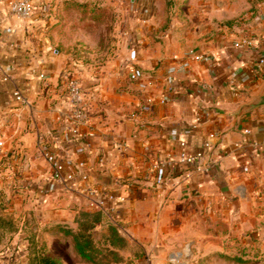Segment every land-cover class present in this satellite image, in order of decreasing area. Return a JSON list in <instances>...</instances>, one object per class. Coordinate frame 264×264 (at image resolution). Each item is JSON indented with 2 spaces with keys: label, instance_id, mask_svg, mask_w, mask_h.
Listing matches in <instances>:
<instances>
[{
  "label": "crops",
  "instance_id": "1",
  "mask_svg": "<svg viewBox=\"0 0 264 264\" xmlns=\"http://www.w3.org/2000/svg\"><path fill=\"white\" fill-rule=\"evenodd\" d=\"M8 1L0 0V64L10 77L5 83L0 75V138L4 144L0 155L1 193L11 192L17 194L16 199H28L27 206L30 203L49 226L70 225L76 229L75 219L80 211L96 212L87 197L75 188L66 192L62 184H57L50 194L42 193L51 177L47 148L56 135V119L67 121L70 107L65 97L66 84L74 76L80 80L87 98L91 122L85 130L96 134L92 142L81 144L87 153L86 171L110 174L113 188L120 178L127 179L128 169L132 179H137L136 200L117 201L114 211L104 215L99 226L104 225L106 231L111 224L119 228L134 224L141 228L147 224L159 226L182 219V212H175L177 209L190 210V214L199 212L213 220L221 214L233 219L264 220V157H258L248 144L264 138V109L243 116L235 128L230 115L259 95L264 86V65L257 69L264 54V34L260 33L264 23L221 28L200 44L180 52L163 50L147 39L137 44L129 41L131 50L128 49L126 60L94 69L61 54L42 19L50 15L49 9L22 20L11 13ZM55 1L36 0L35 4L48 8ZM245 38L253 39L255 47L244 51L233 47ZM189 49L209 54L220 63L214 67L193 63L189 74L175 75L178 88L171 90L159 62L182 56ZM130 65L137 68L139 83L129 79ZM233 67L258 71L259 81L231 92L227 83ZM41 73L47 74L46 80L40 79ZM14 89L23 90L28 105L15 110L9 107L8 98ZM166 94L170 101L163 108L159 100ZM150 97L156 102L148 105L146 99ZM202 112L206 116L199 132L187 140L189 149L202 151L204 158L162 188L155 187L151 169L175 157L177 143L171 139V132L187 131ZM246 128L251 130L249 136L244 134ZM211 132H218L220 137L210 140ZM164 139L167 144L162 143ZM240 143L244 148L236 155L235 145ZM68 150L76 162L77 157L71 155L73 150ZM101 159L103 165L99 163ZM248 165L251 167L246 172ZM92 180L96 184L93 177Z\"/></svg>",
  "mask_w": 264,
  "mask_h": 264
},
{
  "label": "rangeland",
  "instance_id": "2",
  "mask_svg": "<svg viewBox=\"0 0 264 264\" xmlns=\"http://www.w3.org/2000/svg\"><path fill=\"white\" fill-rule=\"evenodd\" d=\"M57 1L42 18L51 40L61 54L94 69L126 60L129 41L147 39L180 52L221 28L262 25L258 18L264 14V0H135L137 8L131 0ZM145 9L152 10V17L142 14ZM16 195L0 192V264H42L41 253L80 264L63 237L49 236L57 225H46L27 206L29 200ZM176 211L183 218L175 222L119 228L129 240L121 264H264V220L222 214L213 220L199 212ZM104 234L101 225L95 239Z\"/></svg>",
  "mask_w": 264,
  "mask_h": 264
},
{
  "label": "built area",
  "instance_id": "3",
  "mask_svg": "<svg viewBox=\"0 0 264 264\" xmlns=\"http://www.w3.org/2000/svg\"><path fill=\"white\" fill-rule=\"evenodd\" d=\"M36 0H9L8 6L13 15L22 20H29L36 16L38 11L46 12L47 7L35 4ZM134 7L138 4L135 0H131ZM142 14L146 17H152V10L145 9ZM260 24L264 23V14L258 18ZM14 47V46H13ZM237 50H248L255 47L253 39L245 38L233 44ZM16 49V48H14ZM57 53V51H55ZM136 58H133L135 60ZM193 63H209L213 67L220 63L215 57L203 53L197 49H189L182 56L175 55L171 58H164L159 62V69L162 71L163 77L171 90L178 88V80L175 75L177 73L189 74ZM264 65V54L262 55L257 69ZM13 66H9L12 69ZM129 79L132 82L139 83L140 76L135 65L127 67ZM258 71H248L243 67L231 68V77L227 83L228 89L236 93L247 84L256 85L259 81ZM0 75L3 82H9L8 72L3 70L0 64ZM41 80L47 79L46 73L39 75ZM66 101L69 104L70 112L67 121L57 118L58 127L52 144L47 148V161L51 166V177L46 185L42 188L43 194H50L54 191L57 184L63 185V190L69 192L73 188L77 189L81 194L87 197L89 206L96 212L103 215H109L114 211V204L117 201L133 203L137 196V179H132L131 171L127 170V179L120 178L119 183L114 188L103 189L96 185L87 170V153L81 147L82 143L92 142L96 138V134L86 131L90 125V116L87 106V98L84 88L80 80L76 77H69L66 84ZM170 101L169 94L162 96L159 100L161 107H166ZM148 105L154 104L156 100L152 97L147 98ZM29 104V101L22 89H14L9 98L8 105L15 110ZM205 112H202L196 119L193 126L185 132L172 131L171 139L177 143V147L173 150L172 158L168 163H159L151 169L152 182L157 188H162L167 181L174 177L182 176L186 170L192 166L198 165L204 158V153L199 150H190L187 137L196 135L199 132L200 124L205 119ZM244 134L249 136L251 130L246 128ZM210 140H216L220 137L218 132H211L208 135ZM114 143H117L115 140ZM167 144V140L162 141ZM254 148L258 157H264V138L261 142H248ZM4 144L0 138V155L3 152ZM68 148L73 150L72 156L77 157L74 162L68 155ZM243 144H236V155L243 150ZM101 165L104 161L99 160ZM250 165L245 167L249 172Z\"/></svg>",
  "mask_w": 264,
  "mask_h": 264
},
{
  "label": "trees",
  "instance_id": "4",
  "mask_svg": "<svg viewBox=\"0 0 264 264\" xmlns=\"http://www.w3.org/2000/svg\"><path fill=\"white\" fill-rule=\"evenodd\" d=\"M103 220L101 212L80 211L75 219L76 229L57 225L56 229L49 232V236H61L71 244L74 259L80 264H121L125 261L123 252L127 249L129 240L120 233L117 225L111 224L106 234L97 241L94 233ZM39 258L42 264H65L61 258L46 253H41ZM234 260L244 263L240 258Z\"/></svg>",
  "mask_w": 264,
  "mask_h": 264
},
{
  "label": "water",
  "instance_id": "5",
  "mask_svg": "<svg viewBox=\"0 0 264 264\" xmlns=\"http://www.w3.org/2000/svg\"><path fill=\"white\" fill-rule=\"evenodd\" d=\"M260 33L264 34V28L260 31ZM259 109H264V86L262 87L259 95L253 96L249 102L242 104L236 111L230 113L234 119L233 128L237 126L239 120L243 116ZM89 175L94 178L96 184L103 186L105 190L112 187L113 178L110 174H103L93 170L89 173Z\"/></svg>",
  "mask_w": 264,
  "mask_h": 264
}]
</instances>
